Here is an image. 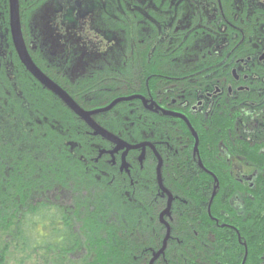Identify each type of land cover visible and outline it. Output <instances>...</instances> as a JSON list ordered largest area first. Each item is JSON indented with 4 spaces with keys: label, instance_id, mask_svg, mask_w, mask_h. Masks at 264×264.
<instances>
[{
    "label": "flooded vegetation",
    "instance_id": "obj_1",
    "mask_svg": "<svg viewBox=\"0 0 264 264\" xmlns=\"http://www.w3.org/2000/svg\"><path fill=\"white\" fill-rule=\"evenodd\" d=\"M61 1L39 0V23L36 19L28 23L45 25L42 59L49 70L56 67L51 69L53 76H47L86 111L122 100L93 119L100 124L98 119L104 115L109 132L123 142L153 146L163 160L162 176L167 158L159 148L171 151L173 172L179 166L176 159L186 152L187 160L211 178L208 213L214 200L221 202L223 218L212 221L232 234V244L237 237V245L244 250L242 264H264V223L257 256V219H253L256 216L260 222L264 217V0H227L225 5L223 0H86L77 3L84 13L78 18L71 9L75 4ZM4 6L9 15V0ZM26 7L29 12L33 8L29 3ZM96 13L104 15L102 60L90 58L85 45L77 41L80 26L77 31L66 26L81 25L85 14ZM21 20L24 25L22 14ZM134 97L139 98L125 100ZM164 112L185 117L191 127ZM164 123L171 126L170 137L159 129ZM85 137L102 141L91 145L95 151L86 162L91 166L86 173L96 183L93 195L108 187H129L133 194L135 177L144 182L145 166L156 173L158 157L148 145L142 161L143 149L127 154V171L123 166L126 150H118L119 145L91 130ZM225 170L231 180L223 185L215 173ZM172 221L171 210L167 222ZM240 228L253 238L246 240ZM229 246L222 239L221 254L230 260Z\"/></svg>",
    "mask_w": 264,
    "mask_h": 264
},
{
    "label": "trees",
    "instance_id": "obj_2",
    "mask_svg": "<svg viewBox=\"0 0 264 264\" xmlns=\"http://www.w3.org/2000/svg\"><path fill=\"white\" fill-rule=\"evenodd\" d=\"M25 1L33 6L30 12L25 10ZM33 1L20 0L23 35L36 65L52 77L51 69L56 67L49 70L42 59L45 25H29L32 19L39 23L41 16L36 11L39 0ZM4 2L0 0V264H73V258L80 264H150L167 234L160 221L167 199L160 191L155 169L145 166L143 183L135 177L133 194L129 187H108L93 195L96 183L86 173L91 167L86 162L95 151L91 145L102 141L86 138L88 126L22 65ZM66 26L76 30L80 25ZM57 28L63 33L62 27ZM160 65L162 69V62ZM130 69L131 75L135 69ZM100 118L99 125L108 130L106 117ZM159 129L170 137L169 124H161ZM159 150L163 158L166 154L163 181L174 203L171 238L165 255L155 264H219L229 260L221 254L222 239L231 245L227 255H233L226 264H242L244 250L237 245V237L234 235L232 244V234L212 221L223 218L221 202L214 200L208 213L211 178L187 160L186 152L176 159L179 166L173 172L171 151ZM203 162L208 167L205 159ZM215 175L223 185L231 180L226 170ZM60 191L91 195L94 203H84L98 209L78 208L80 219L75 221L72 207L45 197L47 192L55 195ZM128 191L130 196H126ZM253 219H257L254 253L259 256L264 217L260 222L256 216ZM240 231L246 240L253 238L244 228Z\"/></svg>",
    "mask_w": 264,
    "mask_h": 264
},
{
    "label": "water",
    "instance_id": "obj_3",
    "mask_svg": "<svg viewBox=\"0 0 264 264\" xmlns=\"http://www.w3.org/2000/svg\"><path fill=\"white\" fill-rule=\"evenodd\" d=\"M9 23H10V34L12 38V42L15 48V51L18 55V58L22 65L26 68V70L29 72V74L46 90L54 94L57 98H59L64 105L73 113L75 116H77L85 125L88 126V128L95 133L96 136L101 137L103 140L114 143L116 145H119L118 150H126L125 154L123 156V166L124 169L128 171L129 165L125 162V158L127 154L132 150H138L143 149V154L141 156V161L144 158L146 146L148 145L149 148H151L155 154V148L151 146L150 144H142V145H130L126 142H123L118 137L101 127L97 122L93 119L94 116L99 114H104L110 112L118 103H120L122 100H117L113 102L111 105L105 108L93 110V111H86L83 108H81L71 97L70 95L65 92L59 85H57L53 80H51L33 61L29 50L27 48L24 35H23V28H22V20H21V13H20V3L19 0H9ZM139 97H134L131 99H125V100H132ZM167 116H175L178 118L183 119L184 121H187V119L179 114H173L171 112H164ZM190 126V124L188 123ZM191 127V126H190ZM192 129V128H191ZM193 135L196 138V147L195 152L198 150V139L193 131ZM157 155V154H156ZM158 165L156 169V175H157V182L158 186L163 194L167 196V207L160 215V221L161 223L166 227L167 234L163 241V246L159 251L156 253H153L152 260L150 261V264H155L156 261H158L161 257L165 255V251L167 249L168 241L171 237V228L170 225L167 222V218L171 216V210L174 198L170 191L165 188L164 182H163V176H162V167H163V160L160 156H158ZM201 168L202 165H200ZM204 169V168H203ZM205 170V169H204ZM209 175H212L210 172H207Z\"/></svg>",
    "mask_w": 264,
    "mask_h": 264
},
{
    "label": "rangeland",
    "instance_id": "obj_4",
    "mask_svg": "<svg viewBox=\"0 0 264 264\" xmlns=\"http://www.w3.org/2000/svg\"><path fill=\"white\" fill-rule=\"evenodd\" d=\"M79 1L80 3L86 2V0H71L72 5L75 4V7H72L71 9L73 10L72 11L73 16H75L76 18H78V16L81 17L84 14L81 12V10L77 9V5H78L77 3H79ZM83 11L86 12L85 10ZM103 25H104V15H102L101 13H96V14H91L90 16H86V20L84 22H81L80 29L78 31L76 30L77 41L85 45L84 48L86 50V53L90 58H93L94 60L103 59V53L105 48L104 43H106L105 37H103L104 35ZM73 185L75 184L74 183L71 184V187H74ZM45 197H47L48 199H56L61 204L69 205L70 207H72L73 217L75 221L76 220L78 221L80 219L78 208L89 207L92 209V212L98 209V206H91L84 203L87 201L88 202L93 201L94 203V197L84 192L82 193L77 192L73 196L71 195L70 192L64 194L62 191H60V193H55V195L54 193L47 192L45 193ZM72 261L73 264H80V261H78V259L73 258Z\"/></svg>",
    "mask_w": 264,
    "mask_h": 264
}]
</instances>
